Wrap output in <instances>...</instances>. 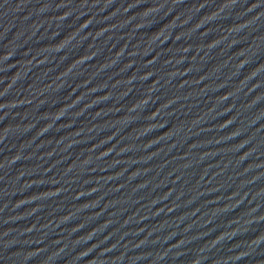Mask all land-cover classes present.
Masks as SVG:
<instances>
[{"label":"water","instance_id":"1","mask_svg":"<svg viewBox=\"0 0 264 264\" xmlns=\"http://www.w3.org/2000/svg\"><path fill=\"white\" fill-rule=\"evenodd\" d=\"M0 264H264V0H0Z\"/></svg>","mask_w":264,"mask_h":264}]
</instances>
